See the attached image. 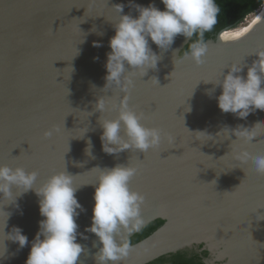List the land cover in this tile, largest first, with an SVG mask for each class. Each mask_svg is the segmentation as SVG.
Returning a JSON list of instances; mask_svg holds the SVG:
<instances>
[{"label":"water","instance_id":"water-1","mask_svg":"<svg viewBox=\"0 0 264 264\" xmlns=\"http://www.w3.org/2000/svg\"><path fill=\"white\" fill-rule=\"evenodd\" d=\"M153 2L164 10L162 0H134L144 6ZM116 4H124L125 14L138 15L129 0H108L111 8L106 0H0V164L37 171V186L54 172L74 176L85 209L77 217L78 233H84L77 240L85 249L77 264H97L101 247L94 233L85 232L92 223L97 167L128 163L139 167L130 187L145 196L142 228L159 218L165 222L132 244L118 264H146L202 244L210 252L205 264H264V220L256 219L257 209L264 207V176L234 158L242 147L264 153V134L243 144L229 131L264 122V110L247 119L224 113L216 99L222 88L200 81L222 79L235 61L245 64L246 75L247 66L258 59L253 52L264 46V14L235 42L219 39L234 26L209 39L201 65L181 55L189 42L182 34L166 51L150 41L162 59L157 69L135 78L128 103L143 113L144 125L162 129L171 142L166 136L147 153L126 149L107 154L99 120L115 118L111 104L118 105L125 95L115 87L104 89L109 40L119 18ZM94 41L102 46L95 47ZM101 95L110 100L104 113L95 108ZM151 106L155 112L146 110ZM54 125L59 131L45 137ZM22 191L13 188L11 198L0 196V264H26L44 219L39 197L33 190ZM13 226L28 236L22 249L8 239ZM136 232L122 230L121 235Z\"/></svg>","mask_w":264,"mask_h":264},{"label":"clouds","instance_id":"clouds-1","mask_svg":"<svg viewBox=\"0 0 264 264\" xmlns=\"http://www.w3.org/2000/svg\"><path fill=\"white\" fill-rule=\"evenodd\" d=\"M129 3L138 15L125 14L124 4L113 7L119 18L113 25L115 35L109 40L111 51L107 53L104 89L115 87L125 95L118 105L111 104L118 113L115 118L100 117L99 120L103 129L100 136L102 150L107 154H117L126 149L147 153L150 149L158 148L166 136L171 142V136L162 134V129L144 125L143 113L129 105L135 78L143 77L149 69H157L162 59L152 49L150 41L166 51L181 34L191 41L183 55L190 57L197 65L203 64L208 53L204 35L213 30L220 11L215 0H162L164 10L154 2L147 6L135 4L134 0H129ZM259 21L260 16H257L252 24L242 30L225 29L219 39L225 43L235 42ZM193 36L197 38L192 40ZM93 43L95 47L102 46L99 41ZM253 53L258 59L247 66L246 75L242 74L245 64L235 61L227 66L229 71L223 73L222 79L212 81L222 88L221 94L216 97L218 107L222 112H231L240 119H247L256 110H264V46L257 47ZM153 78L158 82L156 77ZM109 106L110 100L99 96L96 110L104 113ZM58 131L54 125L45 130L44 136L51 137ZM229 131L230 135H235V140L249 144L264 134V122H257L251 127L238 125ZM90 148L89 141V153ZM234 158L242 164L251 163L254 171L264 176V153L255 154L242 147L234 153ZM97 168L100 171L97 183L93 184L95 203L92 223L85 228V232L94 233L99 238L101 247L95 255L97 264H118L129 255L132 247L128 235H121L122 230L131 234L139 231L145 223L141 215L145 196L130 187L139 167L128 163ZM37 177L35 170L0 164V196L11 198L13 188H18L23 189L20 195L33 190L39 197L40 214L44 219L39 222L40 228L31 243L26 264H77L85 251L77 240L78 234L84 235L78 233L77 217L85 209L77 199L79 187L74 184V176L66 170L54 172L39 186ZM16 201L17 197L14 204ZM16 207L19 208V205L16 204ZM260 209L264 207L257 209L256 219L264 220V213ZM7 236L17 242L21 249L29 243L28 236L19 226H13ZM84 238L87 239L86 236Z\"/></svg>","mask_w":264,"mask_h":264},{"label":"trees","instance_id":"trees-1","mask_svg":"<svg viewBox=\"0 0 264 264\" xmlns=\"http://www.w3.org/2000/svg\"><path fill=\"white\" fill-rule=\"evenodd\" d=\"M215 2L220 11L215 27L212 31L206 32L204 35L206 42L209 39L216 38L221 30L227 27H235L243 23L249 15L257 12L264 6V0H215ZM196 38V36H193L192 40H195ZM189 43H191V41H189L182 50V56H184L183 53L185 51H188ZM164 222L165 220L160 218L151 221L129 237L131 244L137 243L146 238L162 226ZM202 247L203 244L199 246L200 249L187 247L177 252L162 255L146 264H205L204 258L208 257L210 252L207 249H201Z\"/></svg>","mask_w":264,"mask_h":264},{"label":"bare ground","instance_id":"bare-ground-1","mask_svg":"<svg viewBox=\"0 0 264 264\" xmlns=\"http://www.w3.org/2000/svg\"><path fill=\"white\" fill-rule=\"evenodd\" d=\"M264 7V6H263ZM261 8V10L259 11V13H258V15L257 16H262L263 14H264V8ZM256 16V17H257ZM256 17L254 18V19H252V20H250L249 18L247 19H245V21L243 22V23H241V24H239L238 26H236V27H234V28H230V29H232V30H241V29H243V28H245V27H247L249 24H252V22L256 19Z\"/></svg>","mask_w":264,"mask_h":264},{"label":"snow or ice","instance_id":"snow-or-ice-1","mask_svg":"<svg viewBox=\"0 0 264 264\" xmlns=\"http://www.w3.org/2000/svg\"><path fill=\"white\" fill-rule=\"evenodd\" d=\"M106 3H107V7H108V8H111V7L108 6V0H106ZM248 54H250V53H246L245 56H247ZM202 80L205 81V82L213 81L212 79H206V78H201L200 81H202ZM200 81H199V82H200ZM146 110H147V111L155 112V111H156V107H155V109L153 110V107L151 106L150 109H146ZM144 158H145V155H144Z\"/></svg>","mask_w":264,"mask_h":264},{"label":"rangeland","instance_id":"rangeland-1","mask_svg":"<svg viewBox=\"0 0 264 264\" xmlns=\"http://www.w3.org/2000/svg\"><path fill=\"white\" fill-rule=\"evenodd\" d=\"M261 9H259L257 12H255V13H252L251 15H249L248 17H247V19L249 18L250 20H252V19H254L257 15H258V13H259V11H260ZM245 21V20H244Z\"/></svg>","mask_w":264,"mask_h":264}]
</instances>
